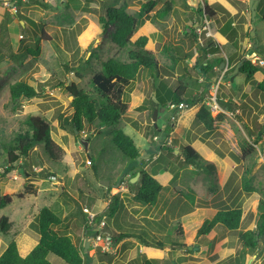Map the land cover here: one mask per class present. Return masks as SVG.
<instances>
[{
  "label": "rangeland",
  "instance_id": "rangeland-1",
  "mask_svg": "<svg viewBox=\"0 0 264 264\" xmlns=\"http://www.w3.org/2000/svg\"><path fill=\"white\" fill-rule=\"evenodd\" d=\"M46 1L51 4L50 9L19 0L16 5L27 26L10 14V21L7 19L5 28H0V174L7 158V143L29 130L26 123L29 116L47 120L52 128V138L62 147L64 156L62 162L55 163L40 145L28 159L25 166L29 172L27 175H22L19 162L12 174L0 177V197L8 194L13 200L11 205L0 209V218L8 217L13 222L14 231L25 230L28 238L38 241L37 215L43 207H50L64 219L63 225L56 230L69 235L90 264H129L137 258L153 260L155 264H220L222 260L226 264L231 256L243 253L245 248L240 235L251 230L248 227L256 216L258 225V204L264 199V95L256 92L257 84L264 79V64L261 63L262 57L253 53V49L264 51V0H257L255 22L249 0H205L207 5H215L218 20L210 25L214 37L205 31L201 35V43L199 36L196 34L198 38H194L191 33L197 16L188 0ZM153 1L156 5L143 17V24L134 40L141 35L150 38L148 46L160 63V74L142 69L137 80L126 88L123 100L131 107L119 124L102 129L87 125L82 133L73 130L70 124L73 97L66 88L75 83L86 92H93L92 79L102 70L104 62L109 59L129 61L131 47L120 49L112 40L117 26L112 25L105 33L99 17L111 6H126L127 11L135 15ZM167 3L172 4L171 12L164 17L159 16V11ZM0 8H3L2 4ZM229 20L233 22L232 29L222 33L225 37H221L223 23ZM79 28L77 47L70 50L65 32ZM35 29L38 32L42 29L51 36L50 40L40 41L41 54L24 60L8 58L12 52L10 45L15 53L35 48L38 39L33 34ZM253 30L255 36L252 37ZM21 36L24 37L21 39ZM210 39L221 44L209 51L207 58L210 62L227 60L229 55L238 59L250 55L253 56L252 64L260 66L261 72L252 79L239 74L232 81L229 71L234 66L233 61L223 68L225 71L222 73H219L221 66L216 67L220 79L211 81L210 94H216L218 101L235 102L236 106L229 110L233 115L224 114L226 117L221 120L218 130L209 132L204 125L196 124L195 118L192 121L194 113L199 112V106L201 108L200 104L189 112L181 113L170 139L165 138L161 132L154 131L153 105L159 108L156 123L160 131L170 121L175 122L170 103L159 102L157 93L164 95L165 89L175 90L179 85L187 86L186 98L199 96L205 91L204 75L197 72L194 60L200 52L197 43L206 44ZM224 39H229V42ZM176 47H180L188 58L180 56ZM168 48L174 49L166 52ZM218 53L219 57L214 56ZM77 73L81 74V79ZM17 82L34 87L38 96L14 102L10 86ZM164 83L166 88L162 89ZM60 84L63 87L60 88ZM208 107L213 115L219 114ZM116 131H123L133 138L143 155L142 162L125 158L114 146ZM173 139L179 140L180 144L172 143ZM181 145L195 146L203 163L215 166V171L208 175L185 164L178 157ZM172 147L177 149L174 155L167 150ZM250 147L254 151L251 150L248 157L234 159L233 155L243 157V148L249 150ZM142 169L156 175L163 184L158 202L152 206L137 202L135 189L130 186L135 172ZM40 172L45 176L32 175ZM52 175L57 176V180ZM246 180L254 191L245 189ZM103 182H108L109 187ZM117 194L123 206L114 217L107 219L105 229L115 245L105 253L93 247L91 258L85 252L86 247L84 249L85 228L81 220L83 216L88 220V215L83 213V208H89L94 215L102 214L109 207V198ZM98 201L103 206L99 210L94 206ZM201 208H210L214 212L210 215L209 209H205L207 215H204ZM236 208L247 212L243 214L239 230L228 231L218 226L208 236L196 235L203 220L213 218L215 211ZM179 227L183 236L178 233ZM121 232L135 237L116 242ZM16 237L0 233V251ZM89 237L93 240L94 230ZM145 242L149 243L147 247ZM158 242L165 247L156 246ZM175 242L185 244L186 248L172 249L171 244ZM19 243L23 251L35 245L26 237H20ZM196 247L199 249L195 250ZM245 254V264H260V259L264 258V237L258 239L256 249H248ZM48 260L52 264H66L54 255H49Z\"/></svg>",
  "mask_w": 264,
  "mask_h": 264
},
{
  "label": "trees",
  "instance_id": "trees-1",
  "mask_svg": "<svg viewBox=\"0 0 264 264\" xmlns=\"http://www.w3.org/2000/svg\"><path fill=\"white\" fill-rule=\"evenodd\" d=\"M19 0H16L13 4L16 5ZM29 3L36 4L44 9H50L51 4L48 1L44 0H27ZM156 2H150L144 6L143 10L136 13L135 15L129 13L125 7H108L105 10V13L99 17V24L102 26L103 31L106 33L109 31L112 25H116L117 29L112 35L113 42L120 48L126 49L131 47L128 52L129 61L122 62L117 59H109L103 63L102 70L98 72L92 79V84L94 86L93 92H86L81 89L77 84L73 83L71 86L66 88L68 94L73 97L72 102L70 103V108L72 109L70 124L73 130H76L79 133L84 132V129L87 125L96 126L98 129H102L105 126H112L119 124L122 118L129 112L131 105L127 102H124L123 95L127 87L137 80L138 76L142 69H149L156 71L158 75L160 74L161 66L159 61L154 55V52L149 48L150 38L146 35L139 36L138 39L134 40L135 35L141 28L143 24V17L145 14H148ZM215 5L209 6L206 4L204 9L194 8L196 14L199 17V22L206 15L209 19L214 22L218 20L217 10L214 9ZM172 10V4L167 3L164 8L159 11V16H166ZM86 11H89L86 8ZM10 12L5 8H0V28H5L7 24V19H11ZM19 22L23 21L24 26L26 27V20L20 11L14 16ZM34 27H36V24ZM232 21H227L224 23L220 33L226 34V32L231 28ZM21 25V24H20ZM232 29V28H231ZM81 29L79 28L76 31L73 29L70 32H65V39L68 43L70 50H74L77 47V34H79ZM192 35L194 38H197L196 29L192 28ZM33 34L37 39L35 48H26L22 53H15L13 51L8 57L10 59L24 60L27 57H38L42 48L40 46V41L50 40L49 36L44 30L38 32L37 29L33 30ZM24 37V36H23ZM69 38V40H68ZM199 54L195 57L194 65L197 69V72H201L206 81L205 91L199 95L192 98H186L187 95V86L179 85L177 89H165L166 84H163L165 89V94L161 95L157 93L158 101L162 104L164 103H174L179 105L181 103L187 104V109H191L199 104L201 108L195 117V123L198 125H204L209 132H215L218 130L221 120L226 116L224 114L213 115L209 110V107L204 103L212 94H210L212 85L211 77L215 76V82H218L220 75L215 71L216 67H220L222 64L226 63L225 59L216 60L214 63L208 60L209 50L213 49L216 46H221L220 43L215 42L210 39L206 44H199ZM174 49V48H173ZM173 49L168 48L166 52L173 51ZM176 52L183 56L185 59L188 58L187 54L182 52L180 47H176ZM253 53L259 54L264 61V51L253 49ZM230 61H235L234 66L229 71V75L233 73L236 66L243 63L239 74L246 75L248 79H252L258 76L261 72V67L252 64L251 61L243 58H234L229 57ZM264 69V68H263ZM224 70V69H223ZM221 70L219 73H222ZM78 78H82L80 73L76 74ZM60 88L63 87V84H60ZM256 92L263 93L264 95V79L261 80L256 87ZM11 98L14 102H18L21 99H32L38 96V91L24 82H17L10 86ZM219 103L227 110H233L236 106L233 101H224L220 100ZM158 107L154 104L153 110ZM159 109V108H158ZM180 110H176L175 114H179L178 119L181 116L179 113ZM177 119V120H178ZM29 130L21 133L13 141L7 143V158L4 160V170L0 174L1 178H4L7 175H10L16 169L17 163L21 162L20 170H23L22 175H27L29 172L26 170L25 166L28 164V159L31 158L33 150L42 145L45 149L46 154L49 158L55 162H62L64 156V151L62 147L52 138L51 132L52 128L50 124L42 117L39 116H29L26 121ZM176 128L175 124L170 121L165 129L159 130L154 126L155 132H161L162 136L170 139L171 133ZM159 134H155L158 136ZM261 138H259V141ZM177 139H173L172 143H177ZM114 146L122 153V155L127 158L134 160L136 162L143 161V155L140 152V149L136 145L133 138L125 134L123 131H116L113 136ZM258 142H255L257 145ZM169 153L174 155L176 148H168ZM180 154L178 157L182 158L184 163L190 166L195 167L198 170L205 171L208 175H211L215 171V166L205 165L203 163L202 157L199 150L192 145L180 147ZM253 147H250L249 150H242L243 157L233 155L235 160H240L242 158L248 157L252 151ZM45 173V171H44ZM43 172L33 173L34 176H45ZM140 173L141 176L139 181L136 184H130L131 188L135 189L134 199L144 205H155L158 202V198L163 190V184L158 179L156 175H153L147 172L145 169H142L138 172H135L134 176ZM245 189L247 191H254V188L248 186V182H245ZM32 194V193H30ZM20 198H23L20 195ZM111 201L108 209L95 217V223L99 225L104 217L112 218L114 217L120 208L123 206V202L120 199L119 194L109 198ZM13 202L12 197L8 194L0 197V209H4L7 206L11 205ZM258 213L260 215V221L256 227V231L248 230L240 235V241L243 243L245 251L240 255L232 257L228 264H245L246 251L248 249H256L258 247V239L264 237V199L260 200L258 204ZM107 221V220H106ZM243 221V210L240 208L236 209H219L216 215L213 218H206L201 226L196 231L197 236H207L209 235L217 226H223L228 231H237L239 230L241 223ZM37 226L38 232L40 235L38 244L30 252V254L23 258L18 249L17 242L13 240L0 256V264H52L48 260L49 255H54L59 259L63 260L66 264H90V260L85 257V254L82 253V249L73 242L69 235L60 234L56 228L62 226L64 219L61 218L53 209L50 207H43L37 215ZM84 225L85 236L88 240L92 226L87 224V220L82 218L81 225ZM107 225V222H106ZM13 222L8 217L0 218V233L3 235H12L13 237L18 236L21 233V230L14 231ZM106 229V227H105ZM104 229V231H105ZM106 232V231H105ZM178 233L180 236H183L182 228H178ZM135 236L131 233L121 232L116 242H121L127 238H134ZM137 237V236H136ZM113 239V238H112ZM90 241V240H89ZM146 247L149 245L148 242L144 243ZM158 247H165L164 244L158 242L156 244ZM19 243V248H20ZM171 248L174 250L186 248L185 244L182 243H172ZM32 249V248H31ZM29 250L23 251L20 248L21 253H27ZM85 249V245H84ZM189 250V249H188ZM100 251V250H99ZM85 252L92 258V250L89 248ZM88 260V261H86ZM129 264H155L153 260L145 259L141 261L139 258L131 261Z\"/></svg>",
  "mask_w": 264,
  "mask_h": 264
},
{
  "label": "built area",
  "instance_id": "built-area-1",
  "mask_svg": "<svg viewBox=\"0 0 264 264\" xmlns=\"http://www.w3.org/2000/svg\"><path fill=\"white\" fill-rule=\"evenodd\" d=\"M15 1L16 0H0V4H2L3 8L8 10L12 16H15L19 11L17 5L13 4ZM22 1H27V0H22ZM188 1L193 2L194 4H198L199 8H201V9H204L206 6L205 0H188ZM211 23H212V20L209 19L206 15H204V17L201 19L199 24L197 23L195 25L194 28L196 29V34L199 36V38H198V36H197V38H198L200 43H201V35L205 31H207V35L214 37L210 31ZM22 38H23V36H21V39ZM252 57L250 55H247L246 59L252 62ZM261 63L264 64V61L262 60ZM228 66H229V61L227 59L224 68H227ZM223 71H225V70H223ZM205 104L207 106H210L211 108H213V110L218 112L219 114H227V115L231 114V115H233V112H230L229 110L225 109L219 103L218 98H217L216 94H214V93L211 95V97L208 98V100L206 101ZM187 107L188 106L185 103H181L179 105H176L174 103H170L169 109L172 111V120L174 122H176L178 119L177 115H179V114H175L176 110H180L179 113H183L187 109ZM237 113H238V111H237ZM51 177L53 179L57 180V176L52 175ZM83 213L88 215L87 224L89 226H92L93 227L92 230L95 231V237L93 238L92 243H91L92 246L95 249H98L103 253L111 250L112 247L115 245V243H114L112 237L104 231V229L106 227L107 218L104 217L102 222L99 225H97L95 223L96 215L92 214V212L90 211L89 208H87V207L83 208Z\"/></svg>",
  "mask_w": 264,
  "mask_h": 264
},
{
  "label": "crops",
  "instance_id": "crops-1",
  "mask_svg": "<svg viewBox=\"0 0 264 264\" xmlns=\"http://www.w3.org/2000/svg\"><path fill=\"white\" fill-rule=\"evenodd\" d=\"M189 3H191V4H193L191 7H192V9L194 10V8L196 7H198L199 8V6H196L193 2H189ZM87 12H90V10L89 11H87ZM194 12L196 13V11L194 10ZM196 16H197V22L195 23V24H197L198 22H199V17H198V15L196 14ZM20 23V22H19ZM225 23V22H224ZM224 23H223V25H224ZM233 25V24H232ZM235 25V24H234ZM223 27V26H222ZM221 29V28H220ZM219 29V30H220ZM233 32V34H235V32L234 31H232ZM221 37H225L224 35H222L221 34ZM224 40H226V42H229V39H224ZM217 42H219V41H217ZM210 50H212V49H210ZM209 50V51H210ZM209 54H210V52H209ZM214 56H217V57H219V53L218 54H216V55H214ZM229 57H233L232 55L230 56L229 55ZM228 57V58H229ZM227 58V59H228ZM234 62V64H235V61H233ZM218 73V72H217ZM205 78V77H204ZM212 80H215V76H212L211 77V80H210V82L212 81ZM200 105V104H199ZM198 106V105H197ZM194 108H197L196 106L195 107H193V108H191V109H186L184 112H189V111H191V110H193ZM199 110H200V106H199ZM196 113L197 112H195L194 113V115H193V118H192V121H193V119L196 117ZM154 138L155 137H153L152 138V141L154 142ZM179 141V140H178ZM178 144H180V142H178ZM158 146H159V144H157L156 143V147L158 148ZM193 146V145H192ZM177 151V150H176ZM175 151V152H176ZM145 154H150L149 152H146ZM238 155V154H237ZM22 173V172H21ZM123 188V190L125 191V188L124 187H122ZM102 205V202L101 201H98L94 206H95V209H101V207H103V206H101ZM202 209V213L204 214V215H207V213H206V210L205 209H209V210H207V211H210V215L214 212V210H212V209H210V208H201ZM218 212V210L217 211H215V213H217ZM246 211H244L243 212V214H245L246 215ZM216 215V214H215ZM257 217V216H256ZM256 217L254 218V220L250 223V225H249V227H248V229H250L251 228V230H253L257 225H256ZM83 218L86 220V218L83 216ZM206 219V218H205ZM204 219V220H205ZM211 219V218H210ZM203 220V221H204ZM203 223V222H202ZM84 226V225H83ZM218 227V226H217ZM214 231V230H213ZM26 231L25 230H21V233L16 237V239H15V241L17 242V245H18V249H19V253H20V255L23 257V258H25V257H27L29 254H30V252L36 247V245L38 244V241H32L30 238H28V236L26 235V233H25ZM85 231H84V236H85ZM208 236V235H207ZM20 237H26L27 239H28V241L29 242H34L35 243V245H34V247L30 250V251H28L27 253H21L20 252V248H19V239H20ZM88 237V240H87V238H86V236H85V238H86V241L84 242V245H85V247H86V243H87V241H89L90 240V242L92 243V239L89 237V236H87ZM40 238V237H39ZM224 242V241H223ZM90 243V247L89 248H91V250H93V246H92V244ZM2 243H0V245H1ZM7 247H8V245H5L4 246V248L0 251V255L2 254V253H4V250H6L7 249ZM94 251V250H93ZM231 257H234V256H231ZM246 260V259H245ZM261 260V262H260V264H262V262H263V260H264V258L263 259H260ZM225 262V260H222L221 262H220V264H225L224 263ZM229 262V261H228ZM228 262H226V264H228ZM246 263V262H245ZM251 263V262H250ZM249 264V263H248Z\"/></svg>",
  "mask_w": 264,
  "mask_h": 264
},
{
  "label": "water",
  "instance_id": "water-1",
  "mask_svg": "<svg viewBox=\"0 0 264 264\" xmlns=\"http://www.w3.org/2000/svg\"><path fill=\"white\" fill-rule=\"evenodd\" d=\"M249 3H250L251 11H252V20H253V22H255L256 14H257V12H256L257 0H249ZM21 23L24 25L23 21ZM251 36L252 37L255 36V31L254 30L251 32ZM242 64H243L242 62L240 64H238L236 66L235 70L233 71V73L231 74V80L232 81H234L235 77L239 74ZM224 66H225V64L221 65V70H223ZM157 115H158V110L155 109L154 113H153V121L155 122V127H157V123H156ZM84 146H85V149L88 150V143L87 142L84 143ZM22 173H23V170H22ZM140 176H141V174L137 173V175L134 178H132L131 183L134 184L136 181H138ZM102 184H104L105 186L109 187V183L108 182H103ZM90 243H91L90 241H87L86 250L89 249ZM190 249H192V248H190ZM198 249H199L198 247L195 248V250H198Z\"/></svg>",
  "mask_w": 264,
  "mask_h": 264
},
{
  "label": "clouds",
  "instance_id": "clouds-1",
  "mask_svg": "<svg viewBox=\"0 0 264 264\" xmlns=\"http://www.w3.org/2000/svg\"><path fill=\"white\" fill-rule=\"evenodd\" d=\"M246 59V58H245ZM226 64V63H225ZM239 75V74H238Z\"/></svg>",
  "mask_w": 264,
  "mask_h": 264
}]
</instances>
